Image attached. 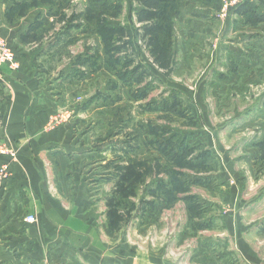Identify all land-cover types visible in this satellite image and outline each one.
<instances>
[{
    "label": "crops",
    "instance_id": "0c3cea01",
    "mask_svg": "<svg viewBox=\"0 0 264 264\" xmlns=\"http://www.w3.org/2000/svg\"><path fill=\"white\" fill-rule=\"evenodd\" d=\"M86 2L0 0L1 35L20 63L18 71L0 69V147L16 153L15 158L0 154V167L10 173L0 186V264H260L258 251L234 235L242 228L233 224L241 210L237 213L233 207L222 218L228 233L225 238L218 234L221 227L217 223L205 220L215 216L211 214L218 207L214 203L208 208L194 207L195 183L209 191L229 179L233 182L226 167L217 176L208 173L200 184L190 176L173 180L186 185L181 189L166 181L161 188L159 181L150 183L168 193V202L148 200L138 208L136 220H125L123 202L138 193L135 190L129 198L115 193L120 180L112 170L115 148L109 142L98 145L102 113L94 110L96 102L90 103L98 85L90 65L98 66L97 55L76 57L81 52L75 50V41L80 42L83 34H99L97 25L92 26L98 18L97 7L85 4L92 10L83 9L87 23H69L55 38L41 43L59 24L57 10ZM236 53V65L251 70L256 60L251 52ZM229 73L223 76L221 87ZM77 96L89 105L59 112L76 103ZM177 97L171 95L173 102ZM58 113L68 120L50 128L51 118ZM261 144L255 143L257 147ZM126 150L122 147L120 153L124 155ZM206 151L207 159L201 160L206 161L205 167L212 163L218 168L222 159L228 160L220 150ZM233 189L230 196L223 194L229 203L236 201ZM119 198L121 207L116 209L123 220L113 226L108 202ZM29 215L36 218L34 223L25 222ZM252 228L264 232V224ZM204 232L208 235L203 239ZM167 247L170 251L164 252Z\"/></svg>",
    "mask_w": 264,
    "mask_h": 264
},
{
    "label": "rangeland",
    "instance_id": "374dc122",
    "mask_svg": "<svg viewBox=\"0 0 264 264\" xmlns=\"http://www.w3.org/2000/svg\"><path fill=\"white\" fill-rule=\"evenodd\" d=\"M85 1L70 3L65 11L57 10L58 26L40 42L55 38L69 23H87L83 9L91 13L85 7L91 3L97 7L95 17L98 15L92 26L121 29L113 34L110 52L104 37L93 32L75 41V50L81 52L76 57L97 55L98 66L90 65L98 84L90 103L96 102L94 110L102 113L98 145L109 142L115 148L113 175L120 177L122 168L131 165L139 176L135 188L138 195L123 202L127 223L136 220L138 208L148 200L168 202V193L159 189L166 186L165 181L175 187L176 177L190 176L200 184L208 173L217 176L226 167L234 183L229 179L209 191L195 183L194 207L208 208L214 203L218 208L211 215L215 216L205 220L217 223L221 227L218 234L225 238L228 233L222 218L233 207L237 213L241 210L233 224L242 228L234 235L251 244L258 251L259 263L264 264V232L252 228L264 224V23L237 14V8L247 0H162L153 10L157 12L155 22L162 27L160 42L168 48L170 65L161 69L142 38V27L151 22L139 16L138 10L144 9L139 0ZM249 42L257 46L251 48ZM236 50L255 57L251 70L236 65ZM172 94L179 100L173 102ZM75 101L59 112L81 110L89 103L81 96ZM257 141H262L260 147L255 145ZM122 147L127 149L124 155L120 153ZM179 149L182 157L192 161L191 166L171 160ZM207 149L222 151L220 155L225 154L228 160L222 159L218 168L212 163L205 167L206 161L201 160L207 159ZM157 181L158 188L150 185ZM232 187L236 189L235 203L223 196H230ZM120 200H115L117 207H121ZM196 245L195 240L194 250Z\"/></svg>",
    "mask_w": 264,
    "mask_h": 264
},
{
    "label": "trees",
    "instance_id": "16d2710c",
    "mask_svg": "<svg viewBox=\"0 0 264 264\" xmlns=\"http://www.w3.org/2000/svg\"><path fill=\"white\" fill-rule=\"evenodd\" d=\"M161 1L162 0H139L144 9L141 10V12H139L138 14L141 19L147 18L148 22H151L148 25H144L142 27V38L147 40L148 46L151 50V55L153 56L156 64L161 69H166L170 65L168 48L160 42L159 31H161L162 27H160L158 23L155 22L157 12L153 10V8L158 7ZM109 8H113L114 10L116 9L115 6H109ZM261 10H263V13H261ZM236 11L237 14L245 16L247 18H251L254 20V22L264 23V0H247L245 3L240 5ZM97 29L98 33L104 37L105 42L107 43V45H109L108 47L110 49L108 50V52H110V43L112 44L114 38L113 34H116L121 29L108 25H97ZM133 74H135V72L131 73V75ZM136 80L137 82H139L141 78H136ZM184 147L186 148V146ZM180 152L181 149H179L177 155H174V157H172L173 159L171 160L175 164L191 166L192 161H190V159L182 157V154ZM120 174V180L117 183L115 193L123 198L134 196L135 186L139 180V176L134 171V167L129 165L126 168L122 169L120 171ZM174 181H178L177 177L174 179ZM177 185L178 186L176 187L179 189H181V187L183 186L180 182H178ZM108 204L109 208H111L110 216L113 220V226H116L120 221L123 220V216L116 209L117 205L115 199L109 200Z\"/></svg>",
    "mask_w": 264,
    "mask_h": 264
},
{
    "label": "built area",
    "instance_id": "2783aa9c",
    "mask_svg": "<svg viewBox=\"0 0 264 264\" xmlns=\"http://www.w3.org/2000/svg\"><path fill=\"white\" fill-rule=\"evenodd\" d=\"M74 1H79V0H74ZM2 67H7L10 71H18L20 69V63L18 62L15 53L6 43L0 31V69ZM67 120L68 119L65 117V114L58 113L51 118L49 122V127L55 128L65 123ZM0 154L8 155L12 158L16 157V153L11 151L6 146L0 147ZM9 177H10V173L8 172L7 168L3 166L0 167V186L7 179H9ZM35 221H36V218L32 215H29L25 218L26 223H34Z\"/></svg>",
    "mask_w": 264,
    "mask_h": 264
}]
</instances>
